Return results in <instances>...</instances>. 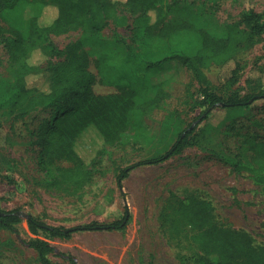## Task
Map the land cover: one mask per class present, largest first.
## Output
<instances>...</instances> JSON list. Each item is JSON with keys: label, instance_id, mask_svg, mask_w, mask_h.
I'll return each instance as SVG.
<instances>
[{"label": "trees", "instance_id": "16d2710c", "mask_svg": "<svg viewBox=\"0 0 264 264\" xmlns=\"http://www.w3.org/2000/svg\"><path fill=\"white\" fill-rule=\"evenodd\" d=\"M224 1L240 5L237 19H216ZM18 3L35 5L38 12L28 18L24 30L0 26V45L7 53L10 73V79L0 84V107L13 119H23L33 111L48 113L30 130L45 187L73 193L82 190L92 179L106 146L117 144L126 131L149 142L143 119L162 106L167 94L161 84L151 91L147 73L167 61L176 60L199 85L198 106L203 109L196 125L216 106L235 118L253 103L264 101V64L255 63L243 84H238L246 67L238 55L251 49L254 38L264 34V11L243 6V0H0V9ZM126 13L131 17L128 39L118 33L102 34L110 20L124 24ZM42 16L49 18L47 23ZM70 30H80V38L59 48L51 35ZM91 61L100 82L113 85L115 93H94L97 79L90 70ZM213 64L226 69L217 86L204 73ZM39 76L45 80L43 85L29 81ZM234 123L228 128L236 129ZM193 129L179 131L163 153L120 169L117 184L120 186L137 165L159 163L180 154L189 145ZM90 131L98 135L101 146L85 161L76 145ZM235 157L234 171L248 172L264 211V139L242 133ZM60 160L72 165L62 166ZM170 195L174 197L172 210L160 214L166 240L178 242L183 227L188 226L197 264H264V244L256 243L244 229L219 224L211 201L194 191ZM1 212L0 229L17 234L21 218L15 210ZM128 220L125 212L121 219L109 223L90 221L66 228L29 215L26 222L31 237L23 243L36 252L39 264H52L49 255L56 253L55 248L39 233L69 238L76 231L121 230ZM66 259L67 264H77L71 256Z\"/></svg>", "mask_w": 264, "mask_h": 264}, {"label": "rangeland", "instance_id": "374dc122", "mask_svg": "<svg viewBox=\"0 0 264 264\" xmlns=\"http://www.w3.org/2000/svg\"><path fill=\"white\" fill-rule=\"evenodd\" d=\"M243 6H253L262 12L264 0H243ZM240 10V5L224 1L216 12V19L235 20ZM37 12L35 5L23 3L0 9V26L24 30L28 18ZM126 15L124 24L110 20L102 34L118 33L128 39L131 17ZM41 20L47 23L49 18L42 16ZM80 36V30H70L51 35V39L63 48ZM238 57L246 65L238 83L242 85L255 63L264 64V34L255 37L251 49ZM90 70L97 79L93 85L95 94L117 91L113 85L100 82L92 61ZM204 73L217 86L226 69L213 64ZM8 78V56L0 45V84ZM29 81L38 86L45 82L40 76ZM147 83L151 91L161 84L167 94L162 106L143 119L149 142H142L138 134L126 131L117 144L106 146L92 179L76 193L48 188L41 183L43 175L35 161L30 130L48 113L33 111L23 119H13L0 107V210L22 211L49 225L66 228L90 221L105 224L128 213V223L121 230L76 231L69 238H51L39 233L40 238L55 248L56 253L49 255L52 264H67L66 256H71L77 264H197L190 228L183 227L178 242H168L161 226L160 214L172 210L174 197L170 194L179 197L186 191H194L211 201L219 224L244 229L256 243L264 244L262 197L248 172L242 169L237 173L232 166L242 133L250 132L264 139V101L253 103L235 118H229L225 108L216 106L205 119L189 128L203 109L198 106L199 85L190 71L176 60H170L152 68L147 73ZM232 121L236 129L228 128ZM185 128L194 129L188 137L189 145L180 154L159 163L137 165L122 179L120 186L117 184L116 174L120 169L163 153ZM100 146V138L90 131L77 143L76 149L89 161ZM58 163L72 165L66 160ZM26 220L21 218L16 224L17 234L0 229V264H39L36 252L23 243L31 237Z\"/></svg>", "mask_w": 264, "mask_h": 264}, {"label": "water", "instance_id": "95a60500", "mask_svg": "<svg viewBox=\"0 0 264 264\" xmlns=\"http://www.w3.org/2000/svg\"><path fill=\"white\" fill-rule=\"evenodd\" d=\"M201 116H204V114H202ZM198 119H200V118H198ZM196 121H197V120H195V121L189 126V128H192V127L196 124ZM189 128H188V129H189ZM0 214H3V212H1V210H0ZM15 214L18 215L20 218H25V219L28 218V215H27L25 212H22V211H15Z\"/></svg>", "mask_w": 264, "mask_h": 264}]
</instances>
